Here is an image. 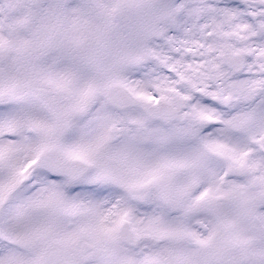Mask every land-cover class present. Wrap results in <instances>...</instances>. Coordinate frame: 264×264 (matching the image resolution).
I'll use <instances>...</instances> for the list:
<instances>
[{"label":"snow or ice","instance_id":"obj_1","mask_svg":"<svg viewBox=\"0 0 264 264\" xmlns=\"http://www.w3.org/2000/svg\"><path fill=\"white\" fill-rule=\"evenodd\" d=\"M0 264H264V0H0Z\"/></svg>","mask_w":264,"mask_h":264}]
</instances>
